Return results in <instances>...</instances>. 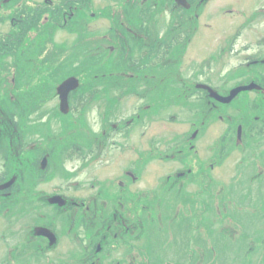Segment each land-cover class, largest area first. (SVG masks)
Returning a JSON list of instances; mask_svg holds the SVG:
<instances>
[{"label":"rangeland","instance_id":"obj_1","mask_svg":"<svg viewBox=\"0 0 264 264\" xmlns=\"http://www.w3.org/2000/svg\"><path fill=\"white\" fill-rule=\"evenodd\" d=\"M161 1H158V5ZM175 1L176 8L180 7V0ZM110 3V0H94L97 13L101 16L109 12L107 10ZM163 3L165 2L161 5ZM200 7V10L197 8L193 12L186 10V14L190 16L187 17L186 25L176 24L173 29L169 26L168 15L163 16L157 8L146 11L142 20L136 18L135 25L142 24V27V21L147 23L150 15L155 19V30H150V38L143 39L147 44L152 46L155 40L168 44L174 40L170 44V52L165 53L171 60L176 58V62L172 63L177 67L180 78L170 77L166 81L161 79L155 85L145 82L144 86L136 85L135 89H129L128 75L121 74V83L125 85L116 91V84L106 83L109 79L103 74L100 78L102 87L99 86L103 90L101 101L99 104L88 102L84 120H88L90 129L96 136L102 137L105 132L100 129L104 128V121L99 118L97 107L102 112L109 100L113 99L109 120L114 121L110 127L115 128V131L110 132V137L105 138L104 143L95 147L99 142L97 138L86 140L93 133L88 134L75 125L78 128L76 133L67 134L66 139L64 137L65 140L58 145L53 136L60 134L63 127L55 126L58 121L54 119L56 116H51V112L46 118L41 117L42 121L36 122L45 126L33 129L40 134L37 136L39 141L44 135H49L45 136V141L52 137L46 145L39 142V147L47 148L49 155L52 148H69L71 139H75V149L84 153L95 147V153L91 159H86V164L76 159L51 160L54 164L52 177L47 182L38 181L34 188L35 194L31 196L33 200L27 201V196L20 197L13 207V210L19 211L8 217L10 221L6 216L0 215V264H5L9 259L11 247L18 245L20 249L22 242H28L33 237L28 235L32 230L34 235H48L46 237L51 249L42 253L35 252L40 254L36 259L25 257L21 264H264V175L257 178L255 175L264 170V96L260 94L262 98L255 100V91H243L240 88L234 93L232 100H220L241 87L237 84L244 83L248 77L241 74V70L232 68L255 54L257 40L264 37V0L255 3L250 0H205ZM150 20L146 25H151ZM180 21L177 20L178 23ZM89 26L92 28V35L98 37L106 33L116 34L110 21L105 18L96 17ZM190 26V34L185 36L180 33ZM234 34L235 38L228 43L226 40ZM80 35V40L86 39L85 42H88V37L83 39L84 34ZM74 37L66 29H57L54 35L56 43H69ZM91 40L87 49L92 46L99 49L105 43L102 41L103 43L93 44L95 41ZM174 46H177L175 51ZM79 48L84 50L83 46ZM115 49L117 51L116 43ZM161 55L158 57H164V54ZM142 72L144 75L135 73V83L144 78L151 81V70L144 68ZM184 79L195 84L202 82L206 86L198 85L189 90ZM199 89L202 93L197 92ZM165 95H177L178 98H171L170 103H165L154 112L152 107H147L149 99L159 100V97L163 99ZM65 104L66 100L59 94L45 108L50 111L51 107L59 106L60 111H57L63 114L69 108ZM76 119L78 123L82 120L78 117ZM6 120L10 124L7 118ZM201 120L204 122L201 123ZM33 130L28 133L26 130L25 135H31ZM225 131L227 137H230L227 145L229 155L218 165L214 155L219 151L220 138ZM186 134L194 139L197 155L205 160V166L202 163L205 169L199 175L186 170L195 167L194 145L186 143L185 151L180 148L175 151L169 149ZM4 136L5 133L2 134L3 138ZM242 140L243 144L240 145ZM151 142L154 145L150 147L148 144ZM143 151L149 153L139 167L138 177L124 173V169ZM174 156L184 158L187 163ZM53 158L56 159L57 156ZM212 159L215 164L209 165ZM59 164L61 165L58 167ZM62 165L73 174L61 171ZM237 168L242 169L239 179L236 178ZM133 169H136L135 165ZM178 170H183L180 183H163V176L175 175ZM120 178L123 184L128 182L124 189L115 186L108 189V196L99 197L100 190L96 182L116 181ZM212 181L215 185L209 184ZM161 186L166 190L159 194L160 201L157 203L161 205L156 204L154 210L149 209L155 201L150 200V195L139 206V202L134 203V194H145L152 190L158 192V187ZM222 187L225 189L223 194H228V199L233 201L232 204H227L231 208L225 207L226 210L214 203V196L219 197L216 193ZM191 193L199 194V199L203 201L197 207L204 209L201 223L205 222V231L201 229L200 232L194 228L199 226L200 220L192 219V212H189L188 207L191 203L184 204ZM39 196L44 197L41 200ZM64 203L82 207L79 212H63L64 215H70L66 230L63 231L64 222L59 219L55 224L56 233H51L48 228L38 227L42 222L47 224L50 221L49 215ZM237 203L239 204L236 206ZM53 206H57V210ZM232 211L235 212V215L232 213L234 220L226 219L228 224L224 220L216 221L220 213ZM41 214L45 216L40 219ZM170 216H179L180 219L177 222ZM220 217L223 218L221 214ZM79 218L81 225H76ZM39 220L40 225H37ZM231 220L233 225L229 223ZM103 223L109 225V228L104 227ZM29 226L35 228L30 230ZM94 241L95 249H91ZM252 241L255 244H251ZM137 247L145 249L146 254H138ZM44 253L47 257L43 256ZM190 254L192 258L189 261L187 255Z\"/></svg>","mask_w":264,"mask_h":264},{"label":"trees","instance_id":"obj_2","mask_svg":"<svg viewBox=\"0 0 264 264\" xmlns=\"http://www.w3.org/2000/svg\"><path fill=\"white\" fill-rule=\"evenodd\" d=\"M83 3V12L86 14V17L88 20H93L94 18H105L110 21L111 28L115 27V19L118 16L117 11L121 10L123 13L128 14L130 12H133L134 9V16L133 18L128 17V20L131 22L127 26H131L130 24H133L135 22L137 17V10H140L142 7H139L136 2L138 3L140 0H135V2L132 4L131 7L128 6L129 2L125 0H110V6H108L109 12H106L104 15H99L97 13V9L94 5V0H81ZM72 2H74L72 0ZM124 2V6H121V3ZM164 0L160 2V4L156 7L159 12H162V15L165 14L171 16L170 20L168 21L169 26L171 29L176 24H180L181 26H185L187 23V15L182 14V10L180 8H176L172 4L163 3ZM172 2V1H171ZM82 4H79L81 6ZM133 7V8H132ZM131 8V9H130ZM150 7L147 12L151 10ZM119 9V10H118ZM79 12V10H77ZM93 12L95 15L94 17L90 16V13ZM184 13H186L184 11ZM161 15V16H162ZM60 19V15L57 17V19ZM76 19V18H74ZM141 19V18H140ZM151 19V20H150ZM149 20L151 21V25H148V31L149 33L151 29L155 30V19L151 18V15L149 16ZM177 20H181L179 23ZM77 20L71 19L70 26H58L53 25L51 27L45 25L41 20L37 23L35 27H32L30 29L36 30V36H33L32 38L28 35V29L24 28V32L22 35V40H20L18 43L13 42L12 45H21V51L24 52L23 58L21 61V56L18 51V47L13 46L11 48L12 56H11V62L6 63L5 58L0 57V215L6 216V218L14 216L15 213L19 210H13V207L16 205L17 201L20 197H26L27 201H32L33 196L35 194V186L37 185L38 181H48L53 174L52 170V164L51 160H73L78 159L82 154L80 155L78 149L76 150L73 146L75 139H71L70 143L68 145L69 148H57L54 149V153L51 154V156L48 154L47 156V148L41 151H39L38 154L34 157V153L28 149L30 146H39L41 142L42 144L48 143V139L45 141V136L49 137V135H44L40 141L38 140V137L40 134L35 132L33 129L38 128H44L45 126H42L41 124L36 123L37 121L42 120V116L44 114H50L51 116H56V120L58 121L55 123V126L63 127L60 134H55L53 136V139L55 141H58V145H61V141L64 139V137L67 134L74 135L76 133V126L81 127L82 131H85L89 134V132L93 133L90 129V125L88 124V120H84V117L86 118V111L85 106L88 104L89 101L98 103L101 101V94L102 91L99 88L101 85L100 78L103 74H105L106 78L109 80L106 81L108 84H122L121 80L122 77L121 74H127L129 70L131 69V65L136 66L135 73H138L140 75H144L142 70L144 68H147L148 70H151V73L149 75L152 77L151 81L149 79H145L144 76L142 78L145 79V81L150 85H155L157 81L163 79L167 80L170 77L180 78V74L177 71V67L175 68L174 63L170 64H164L163 57H158L162 54V50L158 48L155 54L152 52H149L147 55L146 48L136 49L134 51V57H131L130 54V48L128 50V46L126 47L125 44L122 45L121 49L119 51H116L115 49V43L114 41L115 36L112 35V33H106L103 34L102 37H98L95 35H92V32L86 31L83 32L86 35L83 36V39L89 36V40L93 37L94 41L93 44H100V42L104 41L105 43L100 46L99 49H96V47L92 46L89 49L87 47L89 46V42H85L83 40H80V34H83L79 32V30H76L73 24H75ZM89 21V22H90ZM177 27V26H176ZM57 29H66L67 31H71L76 36L74 37V40L72 42H61L56 43L54 39V35ZM120 29V28H119ZM192 32V26L185 28L183 32H181L183 35L187 36ZM97 34V33H94ZM152 34V33H151ZM157 34V32H156ZM159 34V31H158ZM157 34V35H158ZM167 34V31H166ZM168 35V34H167ZM185 36L183 37V43L185 42ZM123 38V37H122ZM92 39V40H93ZM88 40V41H89ZM91 40V41H92ZM178 40H176L177 43ZM173 40L170 41V43L167 45L165 52H170L171 45ZM103 43V42H102ZM182 43V44H183ZM171 44V45H170ZM181 44V45H182ZM83 46L84 50H81L79 47ZM177 49L176 46H174V51ZM3 48H0V51H3ZM30 51L37 52V56L35 58L34 55H30ZM127 51H129V54L127 56ZM25 52H29L28 57H25ZM77 52V53H74ZM164 53V52H163ZM17 54V57H16ZM140 62V63H137ZM145 62V63H142ZM173 62V60H172ZM6 63L7 71H5L6 75L4 76L3 72L4 70H1L4 64ZM17 65L19 68L22 69V72L16 73L19 75H15L10 73L8 68L10 66ZM138 67V68H137ZM103 71H106L107 73H103ZM113 73H110L112 72ZM10 78H13V81H10ZM73 78L76 83L73 89L70 90L69 96L67 95L66 103L67 106L69 105V108L64 112L63 114H60L57 110L59 106L51 107V110L46 109L44 107V104L33 106L30 103H33L36 99H41L43 103H46L49 101L53 96H58V87L66 80ZM128 80V78H127ZM184 82L188 86V89L193 88L195 85L194 82L190 80L184 79ZM20 83V84H18ZM113 86V85H111ZM128 87V85H127ZM122 89V88H121ZM132 89V88H129ZM135 89V87H134ZM197 92H201L202 90H198ZM15 96L22 99L21 105H16L12 103ZM69 97V99H68ZM180 97V96H179ZM178 98L177 95L171 96V95H165V97L162 99L159 97V100L157 99H149L147 101L148 105L147 107H152L153 112L157 109H159L162 105H166L171 102L172 99ZM166 103V104H165ZM113 104V99L109 100V104L106 105V108L104 111L101 112L100 107H97L99 109V118L101 121H104V128H101V132H105V134L101 136H96L95 133L91 136H88L86 138L87 141L95 140V137L99 140L97 142V145L95 147H98L99 143H104L105 138L110 137V132L115 131V128H111L110 125L114 124V121L109 120V117L111 116L110 113V106ZM224 105V104H223ZM97 106V104H96ZM146 107V106H144ZM142 109H145V108ZM139 109V107L137 108ZM141 109V108H140ZM60 111V110H59ZM76 113L75 115H73ZM46 115V116H47ZM85 115V116H84ZM59 116V117H57ZM115 116V115H114ZM76 117L81 118V122L78 123V119ZM138 116H136L137 118ZM6 118L10 122L8 124ZM45 118V117H44ZM122 121H124L122 119ZM125 122V121H124ZM130 125V124H128ZM101 127H103L101 125ZM113 127V126H112ZM108 128V129H107ZM107 129V131H106ZM243 131V127L241 128ZM26 130L27 133L31 130V135L26 136ZM90 130V131H89ZM227 131V129H226ZM224 132L222 137L220 138V148L215 155V158L217 160V164L220 165L224 159V157H227L229 155L228 153V140L230 137H227V132ZM16 132L19 134L17 135ZM5 133L4 138L2 137V134ZM64 133V135H62ZM98 135V134H97ZM42 136V135H41ZM189 135H185L184 137H188ZM52 139V137L49 138V140ZM66 139V137H65ZM64 139V140H65ZM52 145V143L50 144ZM57 145V144H55ZM54 145V146H55ZM64 145V144H63ZM93 146V145H92ZM94 147V148H95ZM94 148H91L87 152H84V156L82 157V161L84 158L90 159L94 156L95 150ZM178 148L181 149V151H185L186 144L181 146L179 144V141L173 143L172 146L169 147V149L172 150H178ZM28 149V150H27ZM59 149V150H58ZM147 152V151H144ZM144 152H139V157L134 161V164L128 168V171L132 173V175L138 177L139 174V167L142 165V162L144 161L145 157L147 156V153L144 154ZM195 156V152L193 154ZM48 159V162L45 166H41V163L44 159L43 157ZM57 156L56 159L53 157ZM150 156L154 157L153 154ZM176 158H179L183 160L185 163L184 158L179 156H174ZM156 158V156H155ZM193 162V161H192ZM191 162V163H192ZM62 163V162H61ZM61 164L58 165V167ZM135 165L136 169H133V166ZM63 172H66L62 165ZM201 172V171H200ZM68 173V172H66ZM125 177V176H124ZM96 184L99 185V197H105L108 196V189L117 186L116 181L112 180H105L103 182H96ZM209 184H214L215 182L212 181ZM208 185V184H206ZM121 188H125L123 186H120ZM158 192L156 190H152L150 192H142V194H134L133 200L134 203H138V206L141 204L142 200L146 198L148 195H150V200L155 199L152 205L149 206V209L154 210L158 200L159 194L161 195L163 190H166L164 187H158ZM225 192L224 187L216 193L217 196H214V203H217L219 208H225L229 207L227 206L228 203H233L232 200H229L228 194L224 195ZM98 195V194H97ZM96 195V198L99 197ZM31 199V200H30ZM228 199V200H226ZM140 200V201H139ZM95 202V200H93ZM188 202L191 203L189 207V212H192L191 216L193 220H200L199 226H194L195 229L200 230L203 229L205 231V222L201 223L202 220V214L204 213V209L197 207V205H200L199 202H203L202 199H199V194L191 193L187 197L186 202L184 204H187ZM240 203V202H239ZM237 203L236 206L239 204ZM52 204V203H51ZM183 204V203H182ZM196 205V207H195ZM137 206V207H138ZM258 206V205H256ZM206 207V206H205ZM55 210H57V206H53ZM237 207H234V209ZM82 209V207H72L68 206L67 210L68 212H72L74 210ZM216 209H218L216 207ZM185 211V207H184ZM236 211V210H235ZM57 212V211H56ZM51 213L49 215L50 221H48L47 224L42 222L41 226L50 228L53 230L54 233H56V220L59 219L61 222H64V226L66 228V225H68V220H70V215L65 214L63 212L59 213ZM221 212V211H220ZM228 212H222L220 213L223 218L219 216L217 217L216 221L218 222H226L227 218H232L234 215ZM40 219L42 218L41 215ZM53 216V218H52ZM84 216V215H83ZM233 219V218H232ZM10 221V219L8 218ZM108 220V218H107ZM234 220V219H233ZM233 220L232 225H233ZM40 221H38L40 225ZM80 218L77 220L76 225L79 224ZM102 225L104 227L109 228V225ZM188 227H190V224H188ZM65 229H63L64 231ZM230 238V236H228ZM31 239V238H30ZM28 239V242H22V245L19 249L18 245H15L11 247L10 250V257L7 260L5 264H21L25 257L30 259H36L38 257L37 252H43L46 249H51V247L48 246L45 240H42L40 238H35L34 240ZM255 242L259 243V240H256ZM94 245H91V249H95L94 246L96 244V241L93 242ZM251 244H255L254 241L251 242ZM198 245H200L198 243ZM90 249V250H91ZM138 254H146L145 249L142 247H137ZM246 255L249 257V254L246 253ZM43 256L47 257V254H43ZM90 258H93L91 256ZM188 260L190 261L192 258V254L187 255ZM172 264V263H170Z\"/></svg>","mask_w":264,"mask_h":264},{"label":"flooded vegetation","instance_id":"obj_3","mask_svg":"<svg viewBox=\"0 0 264 264\" xmlns=\"http://www.w3.org/2000/svg\"><path fill=\"white\" fill-rule=\"evenodd\" d=\"M73 1L74 2H72V0H0V48L4 49L3 51H0V57L5 58L6 63L11 62V56H12L11 48L13 46H15V47H18V51H19V54L21 56V61H22L24 52H22L20 50L21 45H12V43L13 42L18 43L20 40H22L24 28H29L28 29V35L30 38H32L33 36H36V33H35L36 30L30 29V28L35 27L40 20H41V22H43L45 25H47L49 27H51L53 25H58V26H65V28H66V26H70L71 19H73V20H77V21H75L76 23L73 24L74 27H71V28H75L76 30H79V32H81V33L86 32L87 30L92 32V28H90V26H89L91 21L87 19L85 13H82L83 12L82 1L81 0H73ZM125 1L129 2V4H128L129 7H131L132 4L135 2V0H125ZM158 1L159 0H140L138 3L136 2V4L139 7L146 5V8L144 6L140 10H137V17L136 18H139V19L141 18V20H142L143 17L145 16V12L150 7L156 8L158 6ZM258 1L259 0H250V2H252V3L253 2L255 3ZM164 2L167 4H172L173 6L176 7V5H175L176 1L175 0H164ZM180 2H181V6L178 8H180L182 10V14L187 15L186 13H184V11L189 10V11L193 12V10H195L197 8H198V10H200V8H201L200 6L203 4V2H205V0H180ZM79 4H82V5L79 6ZM121 6L122 7L124 6V2L121 3ZM133 6H134V4H133ZM77 10H79V12H77ZM260 10H259V12H260ZM134 12L135 11L133 9V12H130L128 15V14H125V12L123 13L121 10L117 11V14L119 17H117L115 19V22H114L115 27L112 28V30L115 31V33H116V34H114V36L116 38V39H114V41H116L117 51H119L121 49L122 45L125 44L126 47L128 46V50L130 48L131 57H134L135 56L134 51L136 49L146 48V49H148L147 50V55H148L149 52H152L153 54H155L156 52H159L157 50H158V48H160L164 52V53L162 52V55L164 54V57H163L164 59H163L162 63H164V64L172 63L171 58H169V56H166V53H165L166 45H168L169 43L165 44V42H161V41L156 42V40H155L153 42V45L151 46V45L147 44L145 41H143V39L150 38V33L148 31V25H146L149 22V17L147 18V23L145 22V20L142 21L143 27H142V24L135 25V22H133V24H130L131 26H127V25H129V23H131L128 20V17L133 18ZM263 12H264V10H263ZM59 15H60V19L59 18L57 19V17ZM94 15L95 14L93 12L90 13L91 17H94ZM170 17L171 16L169 15L168 21L171 19ZM187 17H190V16L187 15ZM74 18H76V19H74ZM246 21L243 24H241V26H243L246 23ZM179 31H180V29H179ZM179 31H177V32H179ZM83 34L86 35L85 33H83ZM234 36H235V34L233 36H229V38L226 41L228 43H231ZM157 37H159V36H157ZM88 38H89V36H88ZM88 42H90V41H88ZM121 43H122V45H121ZM255 51H256L255 54H252L251 56L246 57L245 61L240 62L241 64L239 63L238 65H236L232 69L241 70V72H240L241 74L246 75V76L248 75V77L246 78V81L244 83H238L237 85L238 86L241 85V87H249L250 85H252L251 88L249 87V89L244 90V91H252V90L255 91V93H256L255 100H256L257 98H262L260 94H262L264 96V37L261 38L260 40H257V42L255 44ZM30 52H31L30 55L32 54L36 58L37 52H34V51H30ZM28 54H29V52H25V57H28ZM128 54H129V51H127V56H128ZM16 57H17V54H16ZM173 61L176 62V58H173ZM6 63L4 64V66L1 69V70H4V72H3L4 76L6 75L5 71H7ZM137 63H140V62H137ZM135 68H136V66L131 65V69L127 73L128 77H129V78L127 77L128 78V88H132V89H134V87L136 85L144 86L146 84L145 79H143V81H140L137 83H135V81H133V79H134L133 77L135 76ZM8 70L10 71V73L15 74V75H19L16 73L22 72V69L19 68L17 65L10 66L8 68ZM10 81L12 82L13 78H10ZM18 84H20V83H18ZM179 84L181 85V83H179ZM124 85L125 84H118L117 83L115 85V87H116L115 90L116 91L121 90V87H124ZM195 85L196 86L201 85L202 87L206 86L202 82H198ZM258 88H260V90H257ZM69 92L67 93L68 96H69ZM58 94H59V91H58ZM62 95L64 97V95H66L65 92L62 93ZM67 95H66V99H67ZM56 97H57V95L53 96L46 103H43L41 99H36L33 101V103H30V104L33 106L45 104L44 107H47L49 105V103L52 100H54ZM68 99H69V97H68ZM216 99H217V97H216ZM12 103H14L16 105H21L22 99L15 96ZM46 115L47 114H44L42 117L46 118ZM203 122H204V120H201V123H203ZM193 124H195V122H193ZM188 137H190V136H188ZM95 139H96V137H95ZM48 141L50 142V140H48ZM193 141H194V139L192 137L186 138V137L182 136V138L179 140V144L181 146H183L186 143H191L193 146L194 145ZM242 144H243V140L240 142V145H242ZM148 145L151 147L154 145V143L151 142ZM51 146H53V144ZM36 148H38L39 151L43 150V148H41L39 146L38 147L37 146L28 147V149H30L34 153V157L36 156V154L39 153V152L36 153ZM152 148H154V147H152ZM193 149L195 150V157H194L195 167L190 168L188 170V168H186V165H185L184 168H186L187 171L192 170L193 173H198V175H199L200 171L202 172L205 169V168H203V166H205V160L203 161L197 155V150L195 148V145L193 146ZM78 151H79L80 155L82 154V156H80L77 159V161L83 162V164H86L88 162V160H86L87 158H84L82 161V157L84 156V153L81 152V150H78ZM53 153H54V149L52 148V150H50V155ZM48 154H49V152L47 150V156H48ZM47 156H45V158L44 157L42 158V159H44L41 163L42 167L45 166L48 162V159H46ZM214 157H215V155H214ZM136 159H134L129 164L128 168L134 164V161ZM215 160H216V158H215ZM52 161H51V164H52ZM202 163H203V166H202ZM213 164H215V162H213V159H212V163L209 165H213ZM63 168H64V166H63ZM128 168L124 169V173L132 174L131 172L128 171ZM212 168H213V166H212ZM52 170H54V164H52ZM64 170L70 174H73V172L70 171L69 169H67L66 167ZM241 170L242 169H239V168H237V170H236V173H238L237 174L238 176L236 178H238V179L241 178V176H242ZM182 175H183V170H178L175 172V175H172V174L165 175L161 178V180L163 181L164 184L167 183L168 185H171L172 183L175 184L176 182L180 183L183 179ZM255 175H256V178L262 177L264 175V170L262 172L260 171V173L256 172ZM174 178H176V180ZM41 182H43V181H41ZM45 182H47V181H45ZM116 184H117V186L126 187L128 185V182L123 184V181L120 178V179L116 180ZM43 197L44 196H39L38 198L42 200ZM67 208H68V205L64 203L63 206L59 207V209L57 210L56 213L67 212L66 211ZM225 210H226V208H225ZM85 214H83V215L85 216ZM41 215H42V218L45 216L43 214H41ZM52 218H53V216H52ZM170 218H172V216H170ZM172 219L175 221L177 220V222H178V220L180 218H179V216H177V217H173ZM227 219H230V217ZM55 220H57V219H55ZM229 223H230V225H232V221ZM226 224H228V221H226ZM38 227H44V226H38ZM29 228L31 230V229H34L35 227L29 226ZM45 228H47V227H45ZM66 228H65V230H66ZM76 228H78V226ZM48 229H50V228H48ZM50 231H51V233L53 232L52 229H50ZM28 235H29V237L33 236L31 238L32 240H34L35 238H40L42 240H45L46 243L49 245L48 238L46 237L48 235H46V234L42 233L40 235H34L33 230H32L31 232L28 233ZM244 261L247 262L248 260L245 259Z\"/></svg>","mask_w":264,"mask_h":264},{"label":"water","instance_id":"obj_4","mask_svg":"<svg viewBox=\"0 0 264 264\" xmlns=\"http://www.w3.org/2000/svg\"><path fill=\"white\" fill-rule=\"evenodd\" d=\"M73 86V81H68V82H66L65 84H64V86H63V90H68L70 87H72ZM237 90H235V91H233L232 93H231V95L227 98V100L228 99H230L233 95H234V93L236 92Z\"/></svg>","mask_w":264,"mask_h":264}]
</instances>
